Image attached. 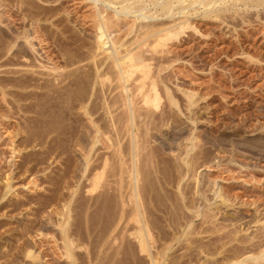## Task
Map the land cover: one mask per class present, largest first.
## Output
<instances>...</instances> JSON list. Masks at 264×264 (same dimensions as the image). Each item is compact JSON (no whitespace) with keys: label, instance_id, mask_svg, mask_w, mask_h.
I'll return each instance as SVG.
<instances>
[{"label":"rangeland","instance_id":"1","mask_svg":"<svg viewBox=\"0 0 264 264\" xmlns=\"http://www.w3.org/2000/svg\"><path fill=\"white\" fill-rule=\"evenodd\" d=\"M66 1L56 4L62 13L54 15L60 18L50 11L37 15L41 20L33 14L41 8L26 10L27 2L2 0L0 4V15L11 28L0 26V264H151L148 257L136 258L133 251L123 256L125 242L109 245L104 239L109 219L121 202L129 200L126 186L133 158L124 125L126 106L113 74L104 72L101 82L93 75L101 55L94 59L92 7L82 2L72 6V12ZM224 1L228 10L215 15L196 6L200 11L191 12L200 14L193 21L199 30L186 29L167 45L171 50L165 47L170 53H163L161 59L160 49L156 62L150 60L151 77L157 81L154 76L160 73L157 76L163 79L158 78L162 82L157 86L160 107L152 123L147 119L149 127L140 128V132L150 131L138 155L144 170L140 191L151 208L148 215L168 230L170 224L184 221L185 214L192 216V210L182 209L183 203L206 205L204 217H194L198 226L194 228L207 232L190 235V245L177 244L165 264L183 257L181 263L223 264L235 248L248 252L245 256L264 248V1ZM33 4L27 6L38 7ZM18 5L26 8L20 10ZM122 30L114 36H126L127 27ZM17 31L33 34L29 33L34 53L22 38L25 33L17 40ZM133 34L124 39L133 40ZM137 83L129 84L134 102H140V91L149 85L138 90ZM167 88L179 106L171 104ZM183 91L196 93L193 106ZM117 141L123 152H118ZM193 143L194 163L188 168L180 156ZM217 187L222 191L219 198L214 193ZM200 195H205L201 202ZM187 203L183 207L191 205ZM62 223L68 224V234L76 242L74 259L66 254ZM233 231L237 241L231 238L218 254L213 246ZM207 245L215 249L211 256L197 250Z\"/></svg>","mask_w":264,"mask_h":264},{"label":"bare ground","instance_id":"2","mask_svg":"<svg viewBox=\"0 0 264 264\" xmlns=\"http://www.w3.org/2000/svg\"><path fill=\"white\" fill-rule=\"evenodd\" d=\"M1 1L2 0H0V4H1ZM18 1L22 2V4H24L25 2H27L29 4L35 2V4L38 7L34 6V8H33V6L31 7L30 5L27 6V3H25L26 7H27L26 10H28V7H30L29 11H31V8L34 9V10H35V8H41V9L45 8V10H43V11L41 9L40 10H36V13H33L36 17H37V15L41 16L40 14L43 15V13H45V12H46V14L49 15V12L52 11V12H54L53 16L55 18V17H57L55 15L59 14V13H57L59 10H60L59 11L60 12L59 15H61V13H62L61 7H58L59 5L57 6L56 4H60V3L63 4L65 0L64 1H62V0H18ZM235 1H237V2L245 1V3H246V0H235ZM252 1H255V2H257L259 4L260 2H263L264 0H252ZM40 2L45 3V5H47V6H45V7L41 6V5H43V3L40 4ZM66 2L70 3V6H69L70 8L72 6L75 7L78 4L80 5L82 2H84V3L86 2L87 5L89 4L92 7L91 10H93V12H92L93 14H91V17H93L92 18V22H93L94 27L96 28V38H95V41H94V44H95V57H94V59L98 58L101 55L100 59L98 58V60L96 61V64H95L96 66L93 64L94 65L93 69H96L95 72L93 70V72H94L93 75H95L97 80H100L98 82H101V80L103 79L102 75H103L104 72H107L106 74L104 73V75H109V73L113 74L115 76V80L117 82L115 88L120 90L119 93H121V97L123 98V103L126 106V109H125V107L123 105V107L125 109V112H126V119H125L126 122H125L124 125L126 126L127 129H125V130H127V132H128L127 134L130 137V139H129L130 140V146H128V147L130 148L129 149L130 152H131L130 154H132V158H133V162H132L133 163V167H132V164H131L132 169L130 167L131 171L129 172L130 173L129 176H128L129 179H127V180H129V182H127V183H129V186L128 185L126 186V187L129 188V190L127 189L128 190L127 193L129 194V195L127 194L129 196V200L128 201H131V202L130 203H127L128 201H124L126 203L121 202L122 204H120L118 209H116L115 214H113V217L111 216L112 218L109 219V222H108V224L105 227L104 239L107 240V242L110 241V243H108L109 245L113 244V243L115 244L116 242H118V240H120L121 242H125L124 243V245H125L124 249H123V251L121 253V254H123V256H125V254H127V252H129V251H131V252L133 251V253H135L134 256L136 255L138 258H140L142 255H145L146 257H148L150 262H151V264H165L167 261L169 262V258H170V255H172V251L175 248H178L177 244H179L181 242L183 243L185 241V242L189 243V244H186V245H190V242H193V240L190 238V235H193V234L199 235V234H202L204 231L207 232L204 229L203 230H198V228H196V229L194 228V226H195L194 225V220H195L194 217L196 218L197 216H200V215L203 216L205 214L204 209H205L206 205H205L204 208L203 207L199 208V206L197 205V207H198L197 208L195 206L193 207L195 202H194L193 205H192L191 202H188L189 204L191 203L192 206L191 205L190 206L189 205H187V206L185 205L186 207H183L184 204L187 203V202L183 203L182 209L186 210V208L187 209L189 208L190 210H192L193 214H192V216L191 215L189 216L188 213H187L188 216H185L186 214L184 215V217H185L184 221L177 222L176 224H173V225L170 224V227L172 229L168 226L169 229L168 228L167 229L169 231L166 230L165 228L161 229V226L159 228L156 225V223H154V221L152 220V217H150L148 215V214H150L149 212L151 211L150 210L151 208L148 206L147 203H144V201H143L144 198L142 197L143 193H141L142 191H140L141 190L140 187L143 186V185H141L139 183H140L141 179H143V177L141 178V176H142V173L144 172V170L141 169L142 168V166H141L142 161H141L140 165L138 164L139 163L138 162L139 161L138 155H139L140 151H142V149L144 148L143 147L144 144H142V143L144 141L147 142L145 138L147 137V134H148L149 130H144L143 132H140V128H142V127L146 128L147 126L145 127V125L147 124V121H149L150 119L154 118V115L156 114V110L160 107L161 98H162L160 96V93H159V90H158L159 88H157L158 83L162 82V81L161 82L158 81V78L161 75L157 76L160 73L159 74H157L158 72L155 73L154 75H156V74L157 75L154 76V77H157L156 78L157 81L154 80L155 78L153 79V77H151L152 71L150 70V68H151L150 66H152V62L155 61L154 60L155 53L157 55V52L160 51V49H161L162 53L158 52L159 56L162 55L163 53L165 54V52H166V55H167V52H169V50L168 49L166 50L165 47H169L167 45L170 44V42H172V41H174L176 39H179V37L182 34H185V32L187 33V30L189 31V29L191 30V28H193V30L194 29L195 30L196 29L199 30V28H197V26L194 24V22L196 20V18H194V16H197L199 13L197 15L192 16L194 12L198 11L197 8H195L196 6L202 7L205 10V12H204L205 14L206 13L209 14V12H210V15L214 14V13H217V12L218 13L219 12L223 13L221 11H227L228 10L227 7L225 8L226 10H224V8H223V6L225 5V1L224 0H149V1L148 0H67ZM2 3H4V1ZM35 4H33V5H35ZM118 4H122L121 8H118L116 6ZM226 4H228V3H226ZM2 5H4V4H2ZM19 5H21V4H19ZM24 5H22V8H26ZM64 5H65V3H64ZM64 5L63 6L61 5V6L64 7ZM152 5H153V7H152ZM46 7H47V9H46ZM19 8H20V10L22 9L21 6H19ZM152 9L154 10V12L152 11ZM73 10L74 9H72V12H73ZM22 11L24 12L25 10L23 9ZM65 11H64V15H66V13H68L67 15H69L70 12H65ZM69 11H71V10L69 9ZM191 11H193V13ZM26 12L29 13L27 15H30V13H32V12H28V11H26ZM0 13H2V12H0ZM33 14L31 15L32 16L31 17L32 21L35 18V16ZM46 14H45V16H46ZM205 14H203V15L205 16ZM2 15H3V13H2ZM2 15H0V26L4 25L7 28H10L8 23L5 20L2 19V17H1ZM210 15H208V18H209ZM33 16H34V18H33ZM50 16H51V13H50ZM53 16H51V18H50L51 20L54 19ZM198 17L199 16H197V20H199ZM203 17H201V18H203ZM39 18L41 20V17H39ZM57 18H60V17H57ZM192 18H194V20ZM46 19H49V18H46V17L42 18L43 21H46ZM32 21H30V22H32ZM36 21H38V20H36ZM36 21L34 23H37ZM24 23H26V21ZM32 24H30V25H32ZM41 24L42 23H40L39 25H41ZM125 26L127 27V30H128L127 33L125 32L126 36L128 34H131V33H134L136 35V37H134L133 40H132V38L129 39L131 41L125 40L126 39L125 38L126 37L125 34H123L124 35L123 37L119 36L120 38H117L116 36H114V32H116V31H120L121 32V30L123 28H126ZM42 27H45V26H42ZM42 27H41V29L44 30V28H42ZM195 30H194V32H195ZM24 31H19L20 33L17 31V33H14V35L16 34L17 40L18 39H22V38L25 39L24 41L26 42V45H28L29 48L32 51L33 50L35 51L36 50L35 49V43H34V41H32L33 36H30V34H32V33H30L29 31H28V33H25L27 31V29H26L25 32ZM21 32L25 33V35H22V38H20L21 37ZM198 32L200 33V31H198ZM198 32H196V33H198ZM36 33H37V31H36ZM36 37H37V35H36ZM34 38H35V36H34ZM36 39H39V38H36ZM21 41H23V40H21ZM179 43L181 44V42H179ZM177 45H178V43H177ZM170 47H169V49H170ZM34 51H33V53H34ZM169 55H171V54H169ZM38 56H40V55H38ZM159 56H157V57H159ZM160 58H161V56H160ZM164 58H165V56H164ZM150 60H152L151 64H150ZM156 60H158V59L156 58ZM93 61L95 63V60H93ZM139 72L142 73L141 76L137 75V74H139ZM135 75H137V76L134 77ZM149 76H150V78L148 79ZM108 77H112V76H108ZM161 77L163 79V76H161ZM161 77H160V79H161ZM94 78H93V80H94ZM100 78H102V79H100ZM132 80H133L132 83H137L135 81L142 82V83L138 82L135 85L133 84L134 87L135 86L138 87V90H139V88H140V90L144 89L145 86L149 84L148 87L146 86L147 89L144 92L142 90L140 91V93L143 94V96L141 94L142 99L141 98H140L141 100L139 99L140 102L139 101L138 102H134V100L131 98L133 95L130 96V94H129V91L130 90L132 91V88H130V86L132 84V83L130 84V82ZM146 80H147V83H146ZM149 80H150V82H149ZM96 83H97V81H96ZM129 84H130V86H129ZM138 84H140V85H138ZM167 91H166L168 93L167 96L170 99L171 104L179 106L178 103H177V100L175 99L176 96L174 97V94H172L168 90V88H167ZM140 93H138V94H140ZM132 94H133V91H132ZM184 94H186V96L188 98V102H189L188 105L189 106H193L195 104V101L193 100V97H194V95L196 93H193V92H188V93L186 92L185 93L184 92ZM134 97L135 96H133V98ZM135 99H136V97H135ZM147 119H149V120H147ZM152 120H150V122ZM153 123H154V121H153ZM147 125L149 127V124H147ZM188 140H189V138H188ZM190 140H192V139L190 138ZM119 141H117V144H118V149L117 150L120 153V152H123V151L120 150L121 149L120 146L122 147V145H120L121 142L119 143ZM189 145L191 146V144H189ZM190 146L185 147L186 149L188 148V150H187V153L185 152L186 155L184 157L182 156V155H184V153L181 154L182 158H181V156L179 154L177 155V156H180V160L182 159L183 163L188 168L192 167L191 165L194 163V161L192 163V160H194V159H192L193 156L190 157L191 156L190 155L191 154L190 151H191V149H194L195 144L193 145V147H190ZM186 149L183 150V152L186 151ZM140 160H142V159L140 158ZM182 161H179V162H182ZM122 162H124V161H122ZM183 163H181V164H183ZM124 172H125V170H124ZM190 173H191V171H190ZM119 177H121V176H119ZM120 182H122V181H120ZM10 185L8 184L6 189L7 188L10 189V187H12ZM120 186H122V185L120 184ZM218 189L219 188L217 187V189L214 191V193L217 194L216 197H218V196L221 197V192L222 191L220 192V189L219 190ZM121 190H123V189H121ZM196 192L198 193L197 190H196ZM183 193H184V191L182 192V195H183ZM122 194H123V192H122ZM198 194H200V193H198ZM184 195L186 196V194H184ZM128 196H127V198H128ZM197 196H199V195H197ZM201 196H204V198H205V195H200V202L202 201L201 200ZM121 197L124 198L123 195ZM185 198H184V200H185ZM203 201H204V199H203ZM207 203H208V201H207ZM199 205H201V203H199ZM203 206H204V203H203ZM208 209H210V208L208 207ZM182 212L184 213V211H182ZM187 212H188V210H187ZM212 218L210 217V219H209V217H208L209 220H211ZM207 220H206V222H208ZM215 220H217V219H215ZM212 222L213 221H211V223ZM67 223H62V228H63L62 232H64L65 235H66L65 236V246L64 247H65V251H66V254H67L68 258L74 259V253H75L74 246H75L76 242L73 239V237L72 236L70 237V234H68V230H69L68 228L69 227H68ZM171 223H173V222H171ZM213 223H215V222H213ZM213 225H215V224H213ZM195 227H198V226H195ZM170 229H171V231H170ZM221 229H218L219 232H220ZM215 231H217V229ZM234 232L235 231H233L231 233H227L225 236L219 235V236H221V237H219L220 241L222 240L221 243L218 242L219 244H217V246L216 245L213 246V247H216V250H218V254H219V251H220L219 249L220 248H224L228 243H231V238H233V240L237 241L236 236L238 234L236 235V232H235V235H233ZM237 232L239 233V231H237ZM200 237H201V235H200ZM227 239L230 240V242H228ZM251 239H253V238H251ZM198 241H200V240L198 239ZM196 242H197V239H196ZM102 243H105V242H102ZM101 244H100V246L102 247L103 245H101ZM120 244H122V243H120ZM122 245H120V246H122ZM192 245H195V244H192ZM252 245H254V244H252ZM256 245H258V244H256ZM180 246H181V244H180ZM190 247H191L190 249L192 250V246H190ZM213 247L210 246V245H207V246H203V247L201 246L200 247L201 248V252H200L199 249H197V247L195 248V250L197 249L199 251V253L203 252V253H208L210 255V254H212V251L214 249ZM259 247H262V246H259ZM186 248L187 247H185V249ZM239 249L238 250H237V248L233 249L234 253L233 254H228L226 256L228 261L225 262L226 259L224 258L225 260L224 259L223 260H224L225 263H223V264H259L260 260L264 259V248L261 251H259V253H257V254L251 252L252 254H249L247 256H245V254H247L248 252H246V253L243 252L242 253V252L239 251ZM223 251H222V254H223ZM197 254H198V252H197ZM213 254H214V252H213ZM28 255H32L31 252H29ZM131 255H133V254H131ZM224 255H222V256H224ZM176 256H179V255H176ZM183 258H185V257H183ZM183 258L180 259V261H177L175 258H173L172 262L170 261L169 264H171L173 262H174V264H179V263L180 264H182V263L188 264V262H182L181 263V260H183ZM185 261H188V260L185 259ZM72 262L75 263V261H72Z\"/></svg>","mask_w":264,"mask_h":264}]
</instances>
